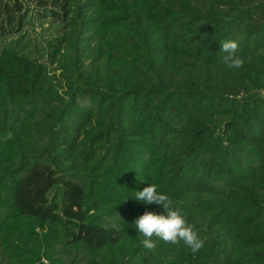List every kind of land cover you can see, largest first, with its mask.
<instances>
[{"label": "trees", "instance_id": "trees-1", "mask_svg": "<svg viewBox=\"0 0 264 264\" xmlns=\"http://www.w3.org/2000/svg\"><path fill=\"white\" fill-rule=\"evenodd\" d=\"M0 264H264V0H0Z\"/></svg>", "mask_w": 264, "mask_h": 264}, {"label": "clouds", "instance_id": "clouds-1", "mask_svg": "<svg viewBox=\"0 0 264 264\" xmlns=\"http://www.w3.org/2000/svg\"><path fill=\"white\" fill-rule=\"evenodd\" d=\"M236 48L235 43L226 42L222 45V50L227 53L225 61L230 63L229 67H239L241 61L233 59L232 54ZM135 201L145 205H161L163 211L156 213L145 211L133 222L138 234L143 236L141 244L145 249L155 247L153 237L167 243H177L182 241L193 253L203 247L204 241L199 238L198 233L188 223L186 216L179 210L171 206V201L167 195L159 192L155 184L148 183L142 190H135V195L131 196Z\"/></svg>", "mask_w": 264, "mask_h": 264}]
</instances>
